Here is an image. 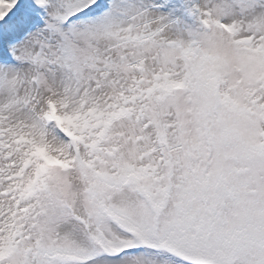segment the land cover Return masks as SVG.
Instances as JSON below:
<instances>
[{
  "label": "snow or ice",
  "instance_id": "6c2138e0",
  "mask_svg": "<svg viewBox=\"0 0 264 264\" xmlns=\"http://www.w3.org/2000/svg\"><path fill=\"white\" fill-rule=\"evenodd\" d=\"M0 264H264V0H0Z\"/></svg>",
  "mask_w": 264,
  "mask_h": 264
}]
</instances>
